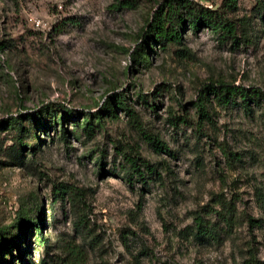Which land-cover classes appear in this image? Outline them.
Listing matches in <instances>:
<instances>
[{"label": "rangeland", "instance_id": "rangeland-1", "mask_svg": "<svg viewBox=\"0 0 264 264\" xmlns=\"http://www.w3.org/2000/svg\"><path fill=\"white\" fill-rule=\"evenodd\" d=\"M165 1L0 0V264H264L262 15L163 43Z\"/></svg>", "mask_w": 264, "mask_h": 264}, {"label": "trees", "instance_id": "trees-1", "mask_svg": "<svg viewBox=\"0 0 264 264\" xmlns=\"http://www.w3.org/2000/svg\"><path fill=\"white\" fill-rule=\"evenodd\" d=\"M254 1L260 11V15H262V22L264 26V0ZM237 2L238 0H223L221 8L233 9L236 7ZM184 21H188V26L193 31H197L201 26L205 25L210 27L212 30L221 33L224 38H236L235 26L224 17L219 16L217 9H206L205 7L189 0H167L160 4L157 11L153 14L152 21L149 23L145 36L147 38H154L158 41L160 40L163 43L180 42L182 40L180 27L183 26ZM223 92L230 97L242 94L240 87H225ZM114 104L118 105L125 113L131 127L146 141H149L154 149H164L163 144L158 139L151 137L143 128L138 114L134 109L126 104L123 95L117 96ZM197 110L201 119L207 120L209 118V115L204 108V104H199L197 106ZM105 112L110 114L112 113V105H110V103H107ZM19 131L21 132L22 128L19 127ZM25 146V144L21 145V152L25 150ZM198 226L200 227V224H198ZM30 227H34L35 230H39L37 224L30 225ZM202 232L203 235L206 234V231L203 230ZM246 264L255 263L250 259L246 262Z\"/></svg>", "mask_w": 264, "mask_h": 264}]
</instances>
